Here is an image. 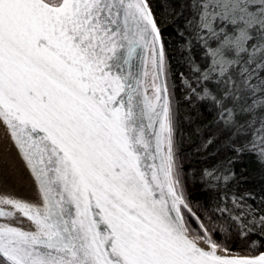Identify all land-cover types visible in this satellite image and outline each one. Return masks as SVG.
<instances>
[{
  "label": "snow or ice",
  "instance_id": "obj_1",
  "mask_svg": "<svg viewBox=\"0 0 264 264\" xmlns=\"http://www.w3.org/2000/svg\"><path fill=\"white\" fill-rule=\"evenodd\" d=\"M184 8L208 61L199 80L216 82L191 94L217 106L226 147L264 162V0ZM0 125L35 185L31 198L5 192L0 166V264H264L252 193L217 205L219 224L184 196L149 0H0ZM232 225L257 236V255L231 254Z\"/></svg>",
  "mask_w": 264,
  "mask_h": 264
},
{
  "label": "trees",
  "instance_id": "obj_2",
  "mask_svg": "<svg viewBox=\"0 0 264 264\" xmlns=\"http://www.w3.org/2000/svg\"><path fill=\"white\" fill-rule=\"evenodd\" d=\"M161 28L166 53L167 84L177 113L178 164L181 168L184 196L192 211L202 219L214 213L216 223H223L224 217L217 205H230L233 193H252L248 203L257 210L264 208V162L254 154L245 152L237 155L225 146L217 123V106L210 98L197 99L191 94L207 86L215 90L216 82L204 85L200 80L207 67L204 49L196 34L188 25V14L184 5L188 0H149ZM183 13V15H181ZM201 95H203L201 91ZM216 137H219L216 139ZM212 138L213 143L204 147ZM219 170L213 178L204 175L205 170ZM234 171L229 182L223 180L225 171ZM227 196V200L222 198ZM189 226L198 230L194 216L185 212ZM227 227V224L225 225ZM229 235V234H226ZM258 238H240L238 229L232 225L228 246L231 253H258L249 250L252 241ZM259 241L253 247L259 248Z\"/></svg>",
  "mask_w": 264,
  "mask_h": 264
},
{
  "label": "bare ground",
  "instance_id": "obj_3",
  "mask_svg": "<svg viewBox=\"0 0 264 264\" xmlns=\"http://www.w3.org/2000/svg\"><path fill=\"white\" fill-rule=\"evenodd\" d=\"M0 160L3 161L0 166L3 167L7 180L4 191L31 198L35 188L33 179L2 125H0Z\"/></svg>",
  "mask_w": 264,
  "mask_h": 264
},
{
  "label": "water",
  "instance_id": "obj_4",
  "mask_svg": "<svg viewBox=\"0 0 264 264\" xmlns=\"http://www.w3.org/2000/svg\"><path fill=\"white\" fill-rule=\"evenodd\" d=\"M28 170V169H27ZM232 255H257L258 253H231Z\"/></svg>",
  "mask_w": 264,
  "mask_h": 264
}]
</instances>
